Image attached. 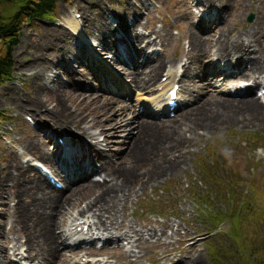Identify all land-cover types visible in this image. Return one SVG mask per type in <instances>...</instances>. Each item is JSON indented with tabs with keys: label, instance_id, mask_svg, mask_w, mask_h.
Here are the masks:
<instances>
[{
	"label": "bare ground",
	"instance_id": "obj_1",
	"mask_svg": "<svg viewBox=\"0 0 264 264\" xmlns=\"http://www.w3.org/2000/svg\"><path fill=\"white\" fill-rule=\"evenodd\" d=\"M252 2L256 4L259 2L260 18L253 27L236 33L234 40L227 37L229 29L223 20L219 19V23L222 24L218 25L217 21L206 20L207 17L214 15L215 10L229 14L227 1L216 5L217 0H197L192 4L196 11L189 5L184 21L187 31L183 37L188 43L186 49H181L182 57L186 60L182 66L183 72L180 78L172 73L166 76L171 81V86L178 85L180 98L185 95H203L204 92L196 88L205 79L208 88L221 80L226 88H232L241 78L250 84L240 91L237 89L233 97H239L242 93L243 98L234 100L221 96L215 99L208 95L202 99L200 111L198 108L186 109L180 116L161 123L151 119L153 115L140 119L129 105L117 110L116 106L119 107L118 104L123 102L99 94L101 85L98 76L90 70H79L70 63L63 64L73 46L72 35L63 27H55L56 29L50 27L46 30V39L41 41L40 50L29 57L31 60L28 58L23 61L21 68L17 69V74L31 83V94L26 102L23 100L19 102L14 98L12 106L19 115L31 112L33 118L35 117L34 123L38 124L37 130L19 140L17 145L25 151L24 155L29 153L39 157L41 164H44L56 179L66 183L65 189L70 193L63 196L59 190L50 186L47 178L32 167L29 161L24 163L19 154L8 156L0 170V206H4L3 211H8L5 206V194L11 197V201H15L16 198L20 199L19 194L30 192L14 189L15 182L23 176L31 192L34 190L37 192L36 209L29 210V213L36 215L35 221L39 222V225L18 219L16 217L18 207L13 215L14 224L19 225L20 229H16L12 223L10 230L16 233L15 239H9L0 223V264H12L4 247L8 241L13 243L12 250L15 255L22 257L27 264H95V260L86 262L89 256L102 255L107 257L106 263L113 260V264H142L137 253L148 254L147 248L150 247L154 253L152 264H204L201 257L192 254L197 248L196 243L186 249L180 248V254L186 257H178L179 252L171 247L172 244L162 243L164 238H169L166 233V230L172 227L169 222L164 224L160 231L154 229L153 224L135 225L126 221L124 210L134 196H139V191L135 188L137 182H140L141 189L145 190L148 186L154 187L183 169L186 159L184 156L189 152L191 143L187 134L193 133L197 137L199 127L212 132L216 128L226 127L225 125L264 123L263 102L261 98L252 97L254 90L264 85V0ZM82 4L83 8L81 4L78 5L82 13L76 14H82L86 35L99 42L98 44L94 42L88 45L89 47L84 46L86 55L87 53L92 55L93 47H96V52L99 50L98 53L111 54L116 67L123 69V73L139 91L149 92L156 87L158 78L165 69L175 65V61L166 60L156 52L148 56L153 57L151 63L139 69L135 65L133 58L145 57L154 42L149 41L145 47L142 46L147 37L138 34L137 30L142 28V24L136 18L140 14L136 10L123 5L115 7L101 4L103 6L101 7L97 3L93 6L90 16V7L86 3ZM242 8L243 3L239 1L237 9ZM131 17L135 18L133 22L128 20ZM113 22L126 38L115 35L116 28L112 25ZM156 33V31L149 33L148 37ZM214 34H219L217 40L213 38ZM93 56L95 57L94 52ZM55 71L61 72L64 78L62 79ZM153 92L154 90L150 93ZM12 95L18 96L15 91ZM48 95L54 96L55 100L45 101ZM158 103H163L159 108L162 117L168 108L164 105L165 99L154 101V105ZM50 105L52 107L48 108ZM181 107L185 106L182 104ZM40 109H45V112L41 114ZM243 110L249 114L245 111L246 115L242 120L239 118L235 120V115ZM130 115L132 118L128 119ZM45 129L48 131L44 136ZM93 129L99 131L96 132L97 135L106 137L125 133V143L127 141L129 144H126L128 146L126 156L130 161L123 165L126 158L122 159L119 152L113 155L105 154L100 143L95 141ZM57 133L63 134L60 136L63 144H59L57 141L59 137H55L56 145L51 152L46 140ZM156 134L165 142L155 150L154 145L151 146L152 151L154 150L153 155L156 156V166L159 167L148 170L146 167L151 165L147 160L143 164L140 151ZM64 144L70 148L68 153L64 152ZM128 168L131 171L125 172ZM8 169L10 173L14 169L17 174L8 175ZM94 174L99 176L103 174L104 180L100 182L91 179ZM82 204L85 206L80 208ZM121 207L123 213L120 211ZM76 208L79 209L73 214ZM66 217H69L67 221ZM86 226L89 227L87 234L89 237H83L85 235L83 230L79 231L80 227L84 229ZM57 231H60L61 235L57 234ZM175 235L177 236V233ZM188 240H193V235L183 237L179 245L187 243ZM61 241V246L67 248L90 247L85 248L88 256H83L76 262L68 260L56 262ZM122 241H127L129 248L118 244L113 248L98 250L94 246L96 242H104L106 247H110L107 245ZM22 249H25V258V254L20 252ZM83 251L84 248L73 253L79 256ZM97 252L102 255L96 254Z\"/></svg>",
	"mask_w": 264,
	"mask_h": 264
},
{
	"label": "rangeland",
	"instance_id": "obj_2",
	"mask_svg": "<svg viewBox=\"0 0 264 264\" xmlns=\"http://www.w3.org/2000/svg\"><path fill=\"white\" fill-rule=\"evenodd\" d=\"M194 1L197 0H61L58 2L57 12L53 17L25 25L18 47L13 51L15 63L13 76L11 80L5 81L3 86L0 87V110L4 111L7 115L6 121H0V170L5 165V160L8 156L14 153L19 154L24 163L29 161L32 167L34 163H42L40 158L33 154L26 153L24 155L25 151L20 145H17L19 140H23L34 133V130H37L38 124L34 123L35 117L33 118V114L29 111L19 115L14 110L12 104L14 98L19 102H21L20 100L26 102L30 97L31 83L18 75L17 69L21 68L20 65L23 61L34 55V52L36 53L40 50L41 41L44 38L46 39V30L50 27L54 29L63 27L73 37V46H71L67 59L63 61V64L67 65V63H70L79 70L92 71L98 76L101 85L99 94L109 99L113 98L114 101L123 102L124 104H118L119 107L115 104L117 110L127 105L131 106L136 111L135 115H139L140 119L153 115L151 119H155L161 123L162 121L180 116L186 109L198 108L197 110L200 111L203 105L202 99L204 100L208 95L213 96L215 99L221 96L234 100L242 99V93L239 94V97H233V95L237 89L240 91L250 84L247 80L239 78L232 88H226L221 80L214 82L213 86H209L208 88L205 79L196 88V90L203 91L204 94L183 96L185 107L183 109L180 108L174 117H161L160 111L157 108L160 106L159 103L154 105V101L158 102V100L165 97L168 90L166 88L172 87L170 85L171 81L166 77L168 73H172L180 78L183 72L182 66H184L186 60L182 57L181 49H186V43H188V40L183 38L187 31L184 21L188 13V7L190 5L193 8L192 4ZM225 1L229 3L230 13L226 14L223 12L224 15H222L223 13H220L222 11L215 10L213 11L214 15L207 17L206 20L217 21V25L222 24L219 23V19L223 20L225 22L224 25L229 29L227 37L234 40L236 33L253 27L257 19L260 18L259 2L256 4L252 2L254 0H217L216 5H220ZM239 1L243 3V8L238 10L237 3ZM82 3H86L90 7V16H92L93 6L97 3L100 6L101 4L113 5L115 7L122 5L124 7L129 6L140 13L136 18L142 24V28L137 31L138 34H144L145 38L147 37L142 46L145 47L149 41L154 42H152L153 45L149 47L145 57L140 58L136 56L133 58L135 65L139 69L145 64L151 63L153 57L149 58L148 56L152 55L153 52L162 55L166 60L176 62L173 67L165 69L164 73L158 78L156 87H153L149 92L139 91V89L132 85L125 73H123V69L116 67L117 65L112 58L113 56L105 52L98 53L99 50L96 52V47L92 48V55L89 53L86 55L84 46L91 45L94 42L98 44L99 42L86 35L81 19L82 14H77L78 18L77 16L75 17V13H82V10L78 7L81 4L83 8ZM193 11H196V9L193 8ZM251 15L254 18L252 22H249ZM128 20L129 22H133L135 18L131 17ZM112 25L116 28L115 35L117 37L126 38V35L118 29L116 23L113 22ZM154 31L157 33L149 38V33H153ZM207 31L209 30L207 29ZM218 37L219 34H214L213 38L217 40ZM93 52L95 53V57L93 56ZM28 60H31V58ZM55 72L59 73L62 79L64 78L61 72ZM97 84L98 82H96ZM202 84H205V86ZM263 87L264 85H261L259 88H256L252 97L257 98V94L260 90H263ZM152 90L154 92L150 93ZM14 91L18 96L13 97ZM229 93H231V96H229ZM53 97L52 95H48L45 97V101L55 100V97ZM244 98L246 99V97ZM51 107L52 105L48 106V108ZM245 111L243 110L240 114H236L235 120L238 118L242 120L243 116L246 115ZM44 112L45 109H40L41 114ZM247 114L249 113L247 112ZM131 118L132 116L130 115L128 119ZM29 120H32L33 126L29 124ZM225 126L224 128H216L212 132L199 127L197 137L193 133L187 134V138L190 139L191 143L189 145V152L184 156L186 159L183 169L172 176H168L154 187L148 186L145 190H142L140 182H137L135 188L139 191V196H134L127 204L124 215L127 222L130 221L135 225L153 224L154 229L158 231L162 230L164 224L169 222L172 225L170 229L166 230L169 238H164L162 243L172 244L171 247L179 252L177 253L178 257H186V255L180 254V248L186 249L191 244L196 243L197 248L192 254H195V257H201L204 264L215 263L213 259L214 254H216L220 260L219 262L222 264H249L253 258L245 260L240 253V242L228 236L231 228L230 221L227 220L222 224H218L217 219L212 217L211 214L224 215L228 218L232 217L237 211L241 214L242 211H245L243 203L252 202L254 198L256 203H252L256 208L260 207L262 217L259 221L251 219L247 214H243L244 226L242 236L246 244L244 249H251L253 244L264 251V240L262 239V237L264 238V196L259 200L257 196H253V190L259 189L258 191L261 194L264 192V123H238L233 126ZM47 131L45 129L44 136ZM92 131L96 135L95 141L100 143L105 154L113 155L119 152L122 159L126 158L123 161V165L130 161L127 160L126 156V149L128 147L126 144L128 143L127 141L125 143V133L113 134L106 137L97 135L99 131L96 129ZM81 134L84 133L81 132ZM62 135L57 133L51 139L46 140V143L49 145V151H54L56 145L55 137L60 138ZM258 135H261L260 138H258ZM163 142L159 134H156L151 137L148 145L141 148L140 154L143 164L147 160L151 165V167H146V169L155 170L159 167L156 166V156L153 155V151ZM152 145H154L153 151L151 149ZM129 171L131 170L128 168V171L125 172ZM206 171H209L207 176L204 174ZM7 173L8 175L17 174L14 169H12L11 173L8 169ZM104 177L103 174L101 176L94 174L91 179L102 182ZM17 181L15 182V190L21 191L23 189L26 193L30 192L19 194L20 199L16 198L15 201H11V197H7L6 194L4 196L6 199L5 206L8 211H3L4 206H0V223L2 224L3 232L8 235L9 239L16 238L14 230L10 232L12 223L16 229H20L19 225L14 224L15 215H13V212L17 207L18 213L16 217L18 219L29 224L35 222L37 226L39 225V222L35 221L37 220L36 215H30L29 213V210L33 211L36 209L38 202L35 197L37 192L36 190L31 192V188L27 187L28 182L24 180L23 176H20ZM57 181L60 180L57 178ZM60 182L63 185L65 183ZM60 192L63 196H67L70 193V191H66L65 185L64 190ZM197 193H202L204 196L198 197ZM84 206L85 204H82L80 208ZM78 209H74L73 214H76ZM120 211L123 213L122 207ZM68 219L69 217H66L65 221ZM87 232L84 231V234L87 235ZM175 233H177V236ZM57 234L61 235L60 231H57ZM186 235H193V240H188L187 243L179 245V241L183 237H186ZM97 243L94 246L100 250V245H97ZM118 244L129 248L128 242L122 241L121 243L107 245L110 247H103V250L116 247ZM61 245L62 241L60 242V250L58 251L56 262L60 260L76 262L81 257L88 256L85 253V248L90 247L67 248ZM4 247L6 248V255L10 258L12 264H27L22 257L15 255L14 250H12L13 243L8 241ZM83 248L84 251L77 256L75 252L83 250ZM147 249L148 254H145V252L137 253L141 257L142 264H152L154 257L153 248ZM24 251L25 249H22L20 252L25 254V258L26 253ZM73 251L75 252L73 253ZM96 254L101 253L97 252ZM106 258V256H89L88 259H94L98 264H113V262L106 263ZM103 260L105 261L100 263ZM96 262L95 264H97Z\"/></svg>",
	"mask_w": 264,
	"mask_h": 264
},
{
	"label": "trees",
	"instance_id": "obj_3",
	"mask_svg": "<svg viewBox=\"0 0 264 264\" xmlns=\"http://www.w3.org/2000/svg\"><path fill=\"white\" fill-rule=\"evenodd\" d=\"M59 0H0V87L7 80H10L13 74V51L19 44L22 35L23 26L26 23H32L37 20H45L51 18L57 12ZM5 114L0 110V120H3ZM261 135H258L260 138ZM209 173L206 171L204 174ZM190 187V185H188ZM259 189L253 190L258 200L264 196ZM198 197H203L202 193H197ZM252 202H255L253 198ZM251 201L244 202L243 207L246 211L240 214L237 211L232 217L224 215L211 214L217 219L218 224H222L227 220L230 221L231 228L228 232L232 238L240 242V253L245 260L253 258L249 264H264V251L252 244L251 249L245 250L246 244L242 236L244 219L243 214L249 215L251 219L261 220L260 207H255ZM256 203V202H255ZM208 205V203L206 202ZM239 210V209H238ZM264 240V238L262 237ZM213 264H222L215 262Z\"/></svg>",
	"mask_w": 264,
	"mask_h": 264
},
{
	"label": "water",
	"instance_id": "obj_4",
	"mask_svg": "<svg viewBox=\"0 0 264 264\" xmlns=\"http://www.w3.org/2000/svg\"><path fill=\"white\" fill-rule=\"evenodd\" d=\"M253 18H254V16L251 15V16L249 17V22H252Z\"/></svg>",
	"mask_w": 264,
	"mask_h": 264
}]
</instances>
